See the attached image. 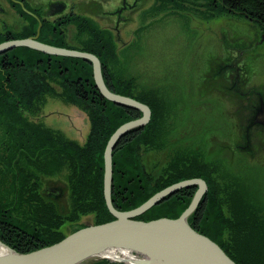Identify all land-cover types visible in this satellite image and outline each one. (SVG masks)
Returning a JSON list of instances; mask_svg holds the SVG:
<instances>
[{
	"label": "trees",
	"instance_id": "obj_1",
	"mask_svg": "<svg viewBox=\"0 0 264 264\" xmlns=\"http://www.w3.org/2000/svg\"><path fill=\"white\" fill-rule=\"evenodd\" d=\"M206 1L211 10L240 16L264 33V0ZM94 27L90 21L91 41L87 39L78 49L99 57L108 88L142 101L151 109L149 122L130 129L112 151L114 207L119 211L133 209L169 184L202 177L208 190L188 217L190 225L219 244L236 264H264L262 222L246 214L241 186H231V170L214 165L200 147L194 150L188 145L183 146L182 152L173 150L174 155L159 173L153 174L146 167L142 150L159 149L162 139L173 136L175 123L158 91L154 88L135 91L133 79L126 80L115 71L112 64L117 57L111 35ZM34 31L32 26L24 35L15 33L7 38H23L33 35ZM4 39L0 35V41ZM40 40L77 48L66 46L60 33L57 40L43 37ZM92 67L82 57L54 56L27 46L14 47L0 55V240L18 252L61 240L66 235L60 227L67 221H77L82 215L92 213L94 224L114 218L104 200L103 152L118 125L141 117L142 110L104 98L95 85ZM53 83L61 86L65 101L87 112L90 128L83 143L68 138L40 119L30 120L23 115H38L45 96L57 95ZM230 153H239V150L234 148ZM200 156L202 159L198 160ZM246 163L244 166L250 168L249 162ZM63 168L69 193L65 212L43 187L45 177L60 175ZM196 188L195 185L182 187L136 218L145 221L178 217L189 205ZM88 264L116 262L101 258Z\"/></svg>",
	"mask_w": 264,
	"mask_h": 264
},
{
	"label": "rangeland",
	"instance_id": "obj_2",
	"mask_svg": "<svg viewBox=\"0 0 264 264\" xmlns=\"http://www.w3.org/2000/svg\"><path fill=\"white\" fill-rule=\"evenodd\" d=\"M90 15L89 20L95 29L108 31L111 35L117 57L112 64L115 71L117 69V73L126 80L132 78L135 91L146 92L151 88L158 91L175 123L173 136L165 135L164 141L162 139L157 146L159 149L142 150L146 167L157 174L166 167L170 156L174 155L173 150L182 152L183 146L187 145L194 150L200 147L214 165L222 168L224 165L231 170L233 184L229 183L234 188L236 184L241 186L246 214L262 222L264 230V132L259 127H250V141L245 149L252 153H245V158H242L238 147V144L247 142L244 120L249 118L254 108L247 102L238 103L239 100L236 101L228 91L201 93L205 89L207 69L217 63L213 60L216 61L218 55L223 58L224 53L232 50V59L236 58L247 67V87L262 93L264 104V34L259 27L240 16L211 10L206 0H137L132 20L120 25L118 36L113 30H108L110 26L101 17L100 10H94ZM3 29L0 21V31ZM79 33L83 34L81 30ZM214 83L213 79L207 89L213 88ZM53 85L57 95L48 93L45 96L38 115H23L29 116L30 120L40 119L68 138L83 143L90 128L87 112L75 103L65 101L61 86ZM258 95H253L255 104L258 103ZM228 148L230 151L238 148L239 153H230ZM256 149L260 150L259 153L252 151ZM198 158L200 160L202 156ZM246 161L250 168L244 166ZM65 172L63 168L60 175L45 177L43 182V187L63 212L69 206ZM58 190H61L60 196L55 193ZM90 223H94L92 213L82 215L75 222L67 221L60 228L66 235ZM97 260L101 259L90 261Z\"/></svg>",
	"mask_w": 264,
	"mask_h": 264
},
{
	"label": "water",
	"instance_id": "obj_3",
	"mask_svg": "<svg viewBox=\"0 0 264 264\" xmlns=\"http://www.w3.org/2000/svg\"><path fill=\"white\" fill-rule=\"evenodd\" d=\"M38 35L37 31L34 36L1 41L0 54L14 47L27 46L49 55L82 57L93 66L95 85L104 98L115 104L142 110V115L119 125L111 133L103 152L104 200L114 218L100 224L90 223L66 234L53 244L27 252H18L0 240V246L6 249V252L0 253V264H84L91 259H110L102 253L112 249H127L136 256V261L127 262L129 264H236L219 244L206 234L199 233L188 222V217L195 211L208 190L205 180L201 177L183 179L167 185L133 209L119 211L114 207L111 199L112 151L119 139L130 129L140 128L149 122L151 109L142 101L115 93L108 88L102 77L101 62L96 54L45 44L37 40ZM189 185L198 188L190 204L178 217L163 216L145 221L136 218L167 195Z\"/></svg>",
	"mask_w": 264,
	"mask_h": 264
},
{
	"label": "flooded vegetation",
	"instance_id": "obj_4",
	"mask_svg": "<svg viewBox=\"0 0 264 264\" xmlns=\"http://www.w3.org/2000/svg\"><path fill=\"white\" fill-rule=\"evenodd\" d=\"M136 3L137 0H0V21L4 26L3 31H0V35L5 36L4 40H10L15 37L7 38L8 36L15 33L24 35L26 31L34 26V34L26 35L27 37L34 36L38 31L37 40L43 42L40 37L57 40L60 33L66 46H75L77 48L74 49L79 50L78 48L82 46L81 43L89 39L90 32L88 31L91 21L89 19L92 17L90 13L93 14L94 10L97 9L100 10L101 17L105 18L110 26L108 30H113L118 36L120 25L132 20L131 14L136 10ZM74 30H76L75 35H73ZM80 30L83 33L82 35L79 33ZM229 52L231 53L229 54ZM229 52L224 53L223 58L218 55L216 61L213 60L217 63L207 69L204 78L205 89L201 93L228 91V93L233 94L236 101L239 100L238 103L247 102V105L254 108L249 118L244 120V136L247 142L238 144L241 156L245 158V153L248 155L252 153L245 149L250 141V127H259L264 132L263 97L262 93H259L255 88L250 89L247 87L249 72L246 65L243 62L241 64L237 62L236 58L232 59L234 54L232 55V50H229ZM228 54L229 57H226ZM213 79L215 81L214 85L211 84L213 88L207 89ZM231 90L232 92H229ZM254 94H259L257 104L252 102ZM235 111L237 117V110ZM252 151L259 153L260 150ZM258 155L260 157V154ZM45 193L49 194L47 191ZM55 193L58 196L62 194L61 190Z\"/></svg>",
	"mask_w": 264,
	"mask_h": 264
},
{
	"label": "bare ground",
	"instance_id": "obj_5",
	"mask_svg": "<svg viewBox=\"0 0 264 264\" xmlns=\"http://www.w3.org/2000/svg\"><path fill=\"white\" fill-rule=\"evenodd\" d=\"M100 60V59H99ZM6 252V249L3 246H0V253ZM104 256L109 257L112 260H116L118 262L120 261H126V262H134L136 261V256H133L129 250H116L112 249L111 251H107L105 253H102Z\"/></svg>",
	"mask_w": 264,
	"mask_h": 264
}]
</instances>
